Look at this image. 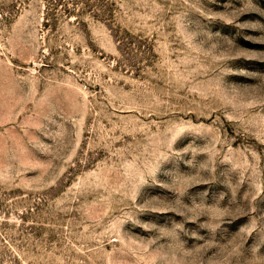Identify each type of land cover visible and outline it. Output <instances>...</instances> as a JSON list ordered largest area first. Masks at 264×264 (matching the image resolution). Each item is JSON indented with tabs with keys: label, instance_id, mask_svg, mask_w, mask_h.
Wrapping results in <instances>:
<instances>
[{
	"label": "rangeland",
	"instance_id": "374dc122",
	"mask_svg": "<svg viewBox=\"0 0 264 264\" xmlns=\"http://www.w3.org/2000/svg\"><path fill=\"white\" fill-rule=\"evenodd\" d=\"M0 264H264V0H0Z\"/></svg>",
	"mask_w": 264,
	"mask_h": 264
}]
</instances>
